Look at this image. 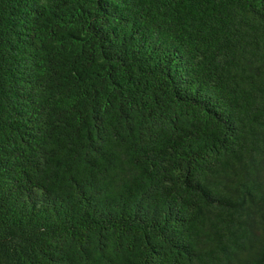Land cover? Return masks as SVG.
Masks as SVG:
<instances>
[{
  "label": "trees",
  "instance_id": "16d2710c",
  "mask_svg": "<svg viewBox=\"0 0 264 264\" xmlns=\"http://www.w3.org/2000/svg\"><path fill=\"white\" fill-rule=\"evenodd\" d=\"M0 264H264V0H0Z\"/></svg>",
  "mask_w": 264,
  "mask_h": 264
}]
</instances>
